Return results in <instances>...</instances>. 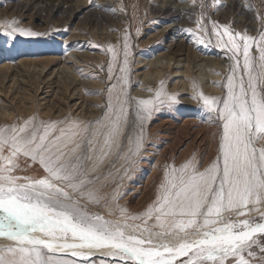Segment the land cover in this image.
<instances>
[{
  "label": "snow or ice",
  "instance_id": "snow-or-ice-1",
  "mask_svg": "<svg viewBox=\"0 0 264 264\" xmlns=\"http://www.w3.org/2000/svg\"><path fill=\"white\" fill-rule=\"evenodd\" d=\"M185 31L205 43L197 30ZM212 31L233 61L227 92L223 98L200 92L193 99L202 101L210 122L221 127L218 154L203 169L194 159L166 166L155 199L142 212L119 205L115 192L110 201L114 208L108 209L115 218L90 211L76 198L86 196L94 204L103 199L96 190L84 192L93 182L80 163L88 157L69 158L81 144L63 130L53 135L59 122L36 123L30 117L0 127V239L8 241L0 244V264H96L97 255L105 264H264V211L257 207L264 205V145L257 146L264 141V32L258 37L257 61L249 54L256 37L232 33L226 26ZM40 35L18 27L14 19L0 22V36L11 41ZM126 57L127 52L125 64ZM119 79L127 84L126 76ZM116 99L117 106L109 104L112 115L106 113L102 128L87 139L91 151L93 138L103 137L99 162L119 147L132 103L142 122L158 110L157 101L169 106L177 102L175 94L162 88L154 98L121 99L118 94ZM72 127L73 137L89 130L78 122ZM130 143L135 154L142 136ZM22 158L31 161L28 167L38 163L44 174H17L25 170ZM252 211L259 217H246Z\"/></svg>",
  "mask_w": 264,
  "mask_h": 264
},
{
  "label": "rangeland",
  "instance_id": "rangeland-1",
  "mask_svg": "<svg viewBox=\"0 0 264 264\" xmlns=\"http://www.w3.org/2000/svg\"><path fill=\"white\" fill-rule=\"evenodd\" d=\"M104 1L109 4L110 15L102 8L103 0H0V22L14 19L18 27L42 34L18 36L14 41L0 36V68L9 67L4 70L8 77L6 75L0 83L3 90L0 127L19 125L30 117H34L36 123L59 122L55 124L53 135L59 136L63 130L68 138L81 144L76 152L69 153V158L88 157L82 158L80 163L93 182L84 192L96 190L103 197L99 204L89 203L86 196L79 194L76 198L90 211L115 218L108 216V209L114 208V203L110 202L114 192L120 194L119 205L131 213H139L155 199L166 166L179 167L194 159L203 169L216 158L221 127L219 123L210 122L208 113L201 107L202 101L193 99L200 92L219 98L227 92L224 85L233 61L229 59L231 53L227 48L217 43L218 38L212 30L222 32L226 26L232 33L256 37L257 41L250 42L249 54L258 61V37L264 32V0H219L218 3L217 0H169L175 2L174 6L192 7L184 13L178 11L175 22L159 18L166 23L152 17L158 15L162 1L168 0ZM163 26H168L166 37L164 33L158 34ZM185 29L197 30L205 43H199L196 36ZM125 52L127 64L124 63ZM165 54L166 59L158 58L163 64L171 59L166 75L151 76L153 66L159 67L160 63L150 66L148 62ZM22 63L30 64L24 66ZM149 66L153 69L149 70ZM121 68L125 71L121 72ZM241 73L242 68L237 69V75ZM2 75L0 73V81ZM123 76L127 77V84L119 79ZM161 88L168 94H175L177 102L169 106L159 105L157 101L158 110L142 122L137 120L132 103L119 147H113L99 162L103 137L93 138L95 148L91 151L87 139L93 130L102 128L106 113L112 115L109 104L117 106L118 94L121 99L154 98ZM72 122L87 126L89 130L73 137L76 129ZM138 135L142 136V146L131 154L130 139ZM260 145H264V141H259L257 146ZM28 164L31 161L25 163L22 158L20 166L25 170L17 174H44L38 163L31 167ZM257 207L264 211V205ZM248 216L258 218L259 212L246 213ZM99 256L95 258L96 264H105Z\"/></svg>",
  "mask_w": 264,
  "mask_h": 264
},
{
  "label": "bare ground",
  "instance_id": "bare-ground-1",
  "mask_svg": "<svg viewBox=\"0 0 264 264\" xmlns=\"http://www.w3.org/2000/svg\"><path fill=\"white\" fill-rule=\"evenodd\" d=\"M34 1V0H33ZM28 2H30V1H28ZM28 2H26V3H28ZM36 2V1H35ZM105 1L103 0V5H102V8H103V10L105 11L106 10V12H108L109 13V15H110V12H111V10L109 9V4L107 5L106 3H104ZM58 3H59V1H58ZM81 3V2H80ZM162 5L160 6V8H159V10H158V12H157V14L158 15H156L155 16V18L154 17H152V19H158V21L159 22H162L161 20H159V18H161L162 17V19H167V21L168 20H170L171 22H175L176 21V17H178L179 16V13H178V11H185V10H190L191 9V7L192 6H188V5H186V6H183L182 5V7H178V5H176V6H174V4H175V2H170L169 0L168 1H162ZM180 3V2H179ZM29 4H31V2L29 3ZM33 4H34V2H33ZM62 4V3H61ZM26 5V4H25ZM106 5V6H105ZM26 6H28V5H26ZM84 6V5H83ZM100 6V5H99ZM98 6V7H99ZM79 7H81V6H79ZM157 7H159V6H157ZM55 8H56V6H55ZM58 8V7H57ZM84 8V7H83ZM101 8V7H100ZM99 9V8H98ZM82 10V9H81ZM113 11H114V9H112ZM192 10H194V9H192ZM52 11V10H51ZM191 11V10H190ZM92 12V11H91ZM95 12V11H94ZM100 12H102V11H100ZM193 12V11H192ZM184 13V12H183ZM188 13V12H187ZM89 14V13H88ZM91 14V13H90ZM180 14H182V13H180ZM186 14V13H185ZM184 14V16H186ZM189 14V13H188ZM96 15H99V14H96ZM104 15V14H103ZM106 15V14H105ZM114 15V14H113ZM160 15V16H159ZM100 16V15H99ZM112 16V15H111ZM88 17V16H87ZM94 17H95V15H94ZM104 17V16H103ZM102 17V18H103ZM108 17V16H107ZM100 18V17H99ZM88 19V18H87ZM93 19V18H92ZM104 19H106V17L104 18ZM150 20V19H149ZM156 20H153V21H155L156 22ZM98 21V20H97ZM164 21V20H163ZM167 21H164V22H162V23H166ZM99 22V21H98ZM179 25V24H178ZM166 28H168V26H163L162 27V30L160 31V32H158V34H163V37H166L167 36V34L165 33L166 32ZM168 31V30H167ZM179 31V30H178ZM175 32V31H174ZM180 32V31H179ZM181 33V32H180ZM187 50V49H186ZM180 52H181V50H179ZM184 51V50H183ZM163 56V55H162ZM167 55L165 54L164 55V57H161V56H157V59H155V61H149L148 62V65H155L156 64V62L157 63H160V66L158 67V66H153L154 67V69L153 68H150V66H149V70H151V69H153V71H152V74H150L151 76H154L155 78L156 77H159V76H161V75H166V72H167V69L171 66V64H170V60H168L166 63H164L163 64V62L161 61V59L160 58H165ZM158 57H160V58H158ZM169 57H171L170 56V52H169ZM173 57V56H172ZM189 56H187V58H188ZM47 58V57H46ZM175 58V57H174ZM194 58V57H193ZM40 59V58H39ZM52 59V61H53V58H51ZM166 59V58H165ZM169 59V58H168ZM173 59V58H172ZM36 59H34L33 61H35ZM32 61V62H33ZM46 61V60H45ZM181 61V60H180ZM32 62H30L31 64H32ZM39 62V61H38ZM177 62H179V61H177ZM188 62V61H187ZM21 63V62H20ZM30 63H22V65H28V64H30ZM49 63V62H48ZM53 63V62H52ZM155 63V64H154ZM175 63V62H174ZM37 64V63H36ZM35 64V65H36ZM39 64V63H38ZM42 64H43V62H42ZM51 64V63H50ZM188 64V63H187ZM203 64V63H202ZM48 65V64H47ZM39 66V65H38ZM42 66V65H41ZM45 65H43V67H44ZM219 66V65H218ZM221 66V65H220ZM48 67V66H47ZM158 67V68H157ZM203 67V66H202ZM9 67H2V68H0V73H3V75H2V81H0V83L1 82H4L3 81V78L5 79L6 77V73H8L7 71H4V70H7ZM27 68V67H26ZM33 68V67H32ZM214 68V67H213ZM216 68H218V67H216ZM11 69V68H10ZM25 69V68H24ZM29 69H30V67H29ZM46 69V68H45ZM210 69H212V68H210ZM215 69V68H214ZM32 69H30V71H31ZM36 70H37V68H36ZM10 71V70H9ZM25 72L27 71L26 69L24 70ZM29 71V72H30ZM35 71V70H34ZM39 71V70H38ZM212 71V70H211ZM210 71V72H211ZM33 72V71H32ZM32 72H31V74H32ZM47 72V71H46ZM38 73V72H37ZM36 73V74H37ZM40 73L41 72H39V74L38 75H40ZM65 73V72H64ZM213 73V72H212ZM10 74V73H9ZM49 74V73H48ZM47 74V75H48ZM66 74V73H65ZM68 74V73H67ZM32 75H34V74H32ZM44 75H46V74H44ZM69 75V74H68ZM148 75V74H147ZM7 77H8V75H7ZM146 77H149V76H146ZM62 77H60V79H61ZM72 78V77H71ZM1 79V78H0ZM7 79H9V78H7ZM73 79V78H72ZM151 79V78H150ZM38 80V79H37ZM49 80V79H48ZM157 80V79H156ZM15 81V80H14ZM50 81V80H49ZM34 83V82H33ZM48 83V82H47ZM52 83V82H51ZM73 83V82H72ZM2 84V83H1ZM37 84V83H36ZM44 85H46V84H44ZM49 85V84H48ZM39 86V85H38ZM35 87H36V85H35ZM21 89V88H20ZM38 89V88H37ZM5 90V89H4ZM22 91V90H21ZM1 92H3V90H1L0 89V97H2L3 95L1 94ZM18 92V91H17ZM5 96L7 97V94L5 93ZM20 96V95H19ZM10 97H12V94H11V96ZM9 97V98H10ZM20 98V97H19ZM22 99V98H21ZM0 101H2L3 102V100H0ZM31 108V107H30ZM5 109V108H4ZM25 111H27V110H25ZM4 112V111H3ZM5 113V112H4ZM7 115V114H6ZM5 115V116H6ZM9 115H11V112H10V114ZM2 116V115H1ZM1 118V117H0ZM7 118V117H6ZM11 118V117H10ZM126 199V198H125ZM4 243H8V241H6V240H3V239H0V244H4ZM100 257V256H99ZM71 258V257H70ZM101 260V259H100ZM97 263V262H96Z\"/></svg>",
  "mask_w": 264,
  "mask_h": 264
}]
</instances>
